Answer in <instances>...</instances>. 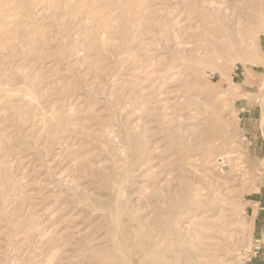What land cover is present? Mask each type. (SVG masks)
<instances>
[{
    "label": "rangeland",
    "instance_id": "374dc122",
    "mask_svg": "<svg viewBox=\"0 0 264 264\" xmlns=\"http://www.w3.org/2000/svg\"><path fill=\"white\" fill-rule=\"evenodd\" d=\"M262 33L264 0H0V264L256 259Z\"/></svg>",
    "mask_w": 264,
    "mask_h": 264
},
{
    "label": "crops",
    "instance_id": "0c3cea01",
    "mask_svg": "<svg viewBox=\"0 0 264 264\" xmlns=\"http://www.w3.org/2000/svg\"><path fill=\"white\" fill-rule=\"evenodd\" d=\"M260 49L264 55V33L260 35ZM264 74V69L259 72ZM244 107L241 109L242 115L240 116V122H242V128L245 135L253 137L258 134L260 128L258 127L259 119L254 116V113L251 109H246ZM262 149V147H260ZM251 198H247L246 202L248 203V211L250 213V226L252 228V236L261 238L263 246L261 248L259 256L252 260L249 264H264V185L258 189L257 193L250 195ZM253 197V198H252Z\"/></svg>",
    "mask_w": 264,
    "mask_h": 264
},
{
    "label": "bare ground",
    "instance_id": "6f19581e",
    "mask_svg": "<svg viewBox=\"0 0 264 264\" xmlns=\"http://www.w3.org/2000/svg\"><path fill=\"white\" fill-rule=\"evenodd\" d=\"M12 54V53H11ZM200 65H201V63L200 62H197V65H195V67H194V72L196 73V74H198V72H199V70H200ZM145 152V151H144ZM147 159V158H146ZM148 160V159H147ZM149 163V162H148ZM149 170V169H148ZM151 171V170H150ZM171 178V177H170ZM141 197V196H140ZM142 199V198H141ZM152 218V217H151ZM180 220V219H179ZM190 221H192V220H190ZM172 226V225H171ZM182 226V225H181ZM188 227V226H187ZM178 228V227H177ZM200 241V240H199ZM202 244V243H201ZM202 245H206V244H202ZM202 247V246H201ZM201 247H199V245H198V248H200L201 249ZM210 247V246H209ZM208 247V248H209ZM212 248V247H211ZM211 248H209V249H211ZM202 249H206V248H203L202 247ZM208 249V250H209ZM213 249V248H212ZM210 252V251H209ZM193 256V255H192ZM210 256V255H209ZM194 257V256H193ZM196 259V258H195ZM204 259V258H203ZM201 260V259H200ZM199 263H200V261H198ZM204 262V261H203Z\"/></svg>",
    "mask_w": 264,
    "mask_h": 264
},
{
    "label": "built area",
    "instance_id": "2783aa9c",
    "mask_svg": "<svg viewBox=\"0 0 264 264\" xmlns=\"http://www.w3.org/2000/svg\"><path fill=\"white\" fill-rule=\"evenodd\" d=\"M259 249V242L258 241H255L252 245V251H253V254L256 255L257 251Z\"/></svg>",
    "mask_w": 264,
    "mask_h": 264
}]
</instances>
